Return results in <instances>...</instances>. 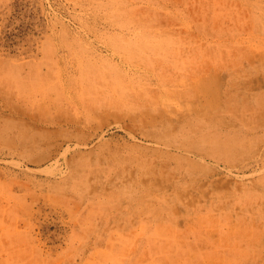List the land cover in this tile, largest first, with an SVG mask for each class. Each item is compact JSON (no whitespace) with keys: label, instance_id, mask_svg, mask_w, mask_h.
Returning <instances> with one entry per match:
<instances>
[{"label":"rangeland","instance_id":"obj_1","mask_svg":"<svg viewBox=\"0 0 264 264\" xmlns=\"http://www.w3.org/2000/svg\"><path fill=\"white\" fill-rule=\"evenodd\" d=\"M0 264H264V0H0Z\"/></svg>","mask_w":264,"mask_h":264}]
</instances>
